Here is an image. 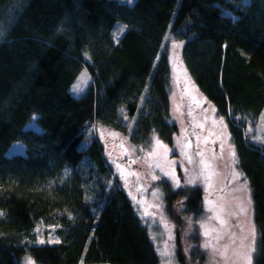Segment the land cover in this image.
Listing matches in <instances>:
<instances>
[{
  "label": "trees",
  "instance_id": "16d2710c",
  "mask_svg": "<svg viewBox=\"0 0 264 264\" xmlns=\"http://www.w3.org/2000/svg\"><path fill=\"white\" fill-rule=\"evenodd\" d=\"M116 21L127 24L118 41ZM168 30L228 125L252 197L251 264H264V142L245 133L264 107V0H0V264H159L102 142H81L102 124L134 144L156 132L172 145ZM85 65L91 81L77 97L69 88ZM34 114L40 130L25 127ZM14 141L27 152L8 155ZM161 184L176 224L180 196L200 213L199 187ZM41 225L55 227L57 243H35Z\"/></svg>",
  "mask_w": 264,
  "mask_h": 264
},
{
  "label": "rangeland",
  "instance_id": "374dc122",
  "mask_svg": "<svg viewBox=\"0 0 264 264\" xmlns=\"http://www.w3.org/2000/svg\"><path fill=\"white\" fill-rule=\"evenodd\" d=\"M122 26H126V30V23L116 21L114 24L115 41L121 37L119 29ZM183 42L170 30L163 42L171 65L170 121L177 126L172 145L165 144L156 132L147 142L134 144L122 133L102 124H94L87 129L81 145L85 146L91 141L92 133L102 142L113 175L118 178L149 231L159 264H166V261H170V264H247L244 256L250 246L255 251L256 241L248 181L237 163L233 164L231 152L234 150L236 153V150L225 119L217 114L215 107L205 99L187 72L182 58ZM90 81L85 65L71 84L70 93L81 96ZM36 117L37 114H34L25 127L40 130ZM124 119L128 122L127 116L124 115ZM245 133L254 144L264 142V107L255 123L245 127ZM157 137L167 150L155 147ZM26 152L27 146L22 141L12 142L6 151L8 155ZM153 152V155H149ZM157 164L160 167H156ZM169 171H174L179 179V188L174 187V180L165 175ZM234 173H239V177L235 178ZM153 176L158 179H153ZM192 178H196V183H187ZM162 180L168 181L174 190H185L186 193L192 187H199L202 191L200 213L195 215L186 211L187 198L183 195L174 204L179 224L172 221L166 212ZM245 180L246 188L242 187ZM242 208L244 211H241ZM206 230L208 235H205ZM39 232L35 243L58 239L52 225H41ZM205 244L209 247L206 248ZM165 251L171 255L165 257ZM254 251L251 253V263ZM29 258H24L25 264H28ZM78 264L109 263H86L81 260Z\"/></svg>",
  "mask_w": 264,
  "mask_h": 264
},
{
  "label": "snow or ice",
  "instance_id": "6c2138e0",
  "mask_svg": "<svg viewBox=\"0 0 264 264\" xmlns=\"http://www.w3.org/2000/svg\"><path fill=\"white\" fill-rule=\"evenodd\" d=\"M129 2L131 3L132 0H129ZM245 2H246V0H245ZM125 27H126V26H122V27L119 29V33H120L121 35L123 34V32H124V30H125ZM109 134H110V135H115V134H113V133H109ZM155 147H156V148L164 147L165 150H167V149H166V146H164V145L162 144V142L159 140L158 137L155 138ZM153 154H154V152H153V153H149V155H153ZM201 155H202V153H201ZM231 156H232L233 164L235 165L236 163H238V161H237V159H236V153H235L234 150L231 152ZM188 159H189V162L191 163V157H190V156L188 157ZM172 163L174 164L175 162L173 161ZM201 163L204 164V161L201 160ZM156 167H160V165L157 164ZM162 170H163V169H162ZM165 175L171 177V178L174 180V187L179 188V187L181 186V185H180V182H179V179H178V178L175 176V174H174V171L166 172ZM233 175H234L235 178H238L240 174H239V173H234ZM152 178H153V179H158V177H156V176H153ZM205 179H207V177H205ZM187 183H189V184H195V183H196V178H192V179H190L189 181H187ZM242 187H245V188L247 187V181H246V180H245V183H244V185H243ZM210 203H211V202H210ZM250 203H251V201L249 200V204H250ZM157 207H159V205H157ZM241 211H244V209L242 208ZM205 235H208V231H207V230L205 231ZM52 242H53V243H57L58 241H52ZM40 243H44V241L41 240ZM205 247L207 248V247H209V245H208V244H205ZM252 251H254V248L250 246L249 249H248V251H247V253H246L245 256H244V259L246 260L247 264H251V253H252ZM163 255H164L165 257H168V256H170L171 254H170L168 251H165V252L163 253ZM28 264H33V262L31 261L30 258H29V260H28ZM166 264H170V261H166Z\"/></svg>",
  "mask_w": 264,
  "mask_h": 264
}]
</instances>
